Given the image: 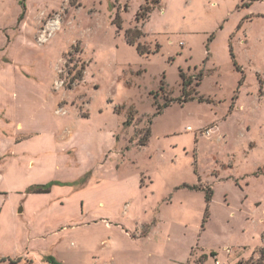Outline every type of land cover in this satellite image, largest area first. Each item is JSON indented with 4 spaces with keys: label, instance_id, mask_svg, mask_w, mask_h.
Listing matches in <instances>:
<instances>
[{
    "label": "rangeland",
    "instance_id": "1",
    "mask_svg": "<svg viewBox=\"0 0 264 264\" xmlns=\"http://www.w3.org/2000/svg\"><path fill=\"white\" fill-rule=\"evenodd\" d=\"M261 250L264 0H0V264Z\"/></svg>",
    "mask_w": 264,
    "mask_h": 264
},
{
    "label": "trees",
    "instance_id": "2",
    "mask_svg": "<svg viewBox=\"0 0 264 264\" xmlns=\"http://www.w3.org/2000/svg\"><path fill=\"white\" fill-rule=\"evenodd\" d=\"M141 53V51H140ZM191 84L190 80H184L183 81V88H182V96L175 99V100H169L165 103V106H169L171 102H178L180 104L186 103L188 101L194 100L196 97L192 96L190 90L188 89V86ZM199 101H201V99L199 98ZM49 192V190L47 188H35L32 190V193L34 194H47ZM209 192V191H208ZM206 193V200L208 201L210 198V192ZM260 258L263 259L264 258V250L260 251ZM9 261L10 263H13V260L10 259H6V258H0V262H4V261ZM48 261H50L53 264H60L57 263L55 260H53L51 257L47 258Z\"/></svg>",
    "mask_w": 264,
    "mask_h": 264
},
{
    "label": "water",
    "instance_id": "3",
    "mask_svg": "<svg viewBox=\"0 0 264 264\" xmlns=\"http://www.w3.org/2000/svg\"><path fill=\"white\" fill-rule=\"evenodd\" d=\"M23 212V207H22V204H20L18 210H17V213L18 214H21Z\"/></svg>",
    "mask_w": 264,
    "mask_h": 264
},
{
    "label": "crops",
    "instance_id": "4",
    "mask_svg": "<svg viewBox=\"0 0 264 264\" xmlns=\"http://www.w3.org/2000/svg\"><path fill=\"white\" fill-rule=\"evenodd\" d=\"M23 207V206H22ZM16 211V212H15ZM14 213H17V210H16V208H14Z\"/></svg>",
    "mask_w": 264,
    "mask_h": 264
}]
</instances>
